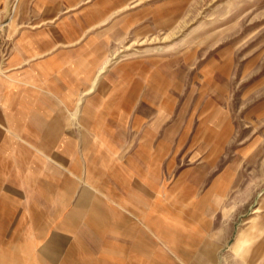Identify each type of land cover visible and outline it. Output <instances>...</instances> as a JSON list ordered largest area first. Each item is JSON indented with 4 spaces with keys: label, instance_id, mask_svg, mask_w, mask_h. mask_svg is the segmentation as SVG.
<instances>
[{
    "label": "rangeland",
    "instance_id": "374dc122",
    "mask_svg": "<svg viewBox=\"0 0 264 264\" xmlns=\"http://www.w3.org/2000/svg\"><path fill=\"white\" fill-rule=\"evenodd\" d=\"M0 14V264H264V0Z\"/></svg>",
    "mask_w": 264,
    "mask_h": 264
},
{
    "label": "built area",
    "instance_id": "2783aa9c",
    "mask_svg": "<svg viewBox=\"0 0 264 264\" xmlns=\"http://www.w3.org/2000/svg\"><path fill=\"white\" fill-rule=\"evenodd\" d=\"M7 22L0 18V62H5L9 57L8 42L6 38Z\"/></svg>",
    "mask_w": 264,
    "mask_h": 264
},
{
    "label": "crops",
    "instance_id": "0c3cea01",
    "mask_svg": "<svg viewBox=\"0 0 264 264\" xmlns=\"http://www.w3.org/2000/svg\"><path fill=\"white\" fill-rule=\"evenodd\" d=\"M7 3H8V0H0V6H1V5H6ZM0 18H1L3 21H7V23H8V24H7V30H6V38H7V42H8V44H9L11 40H10V23L8 22V19H7L8 17H3V15L0 14ZM13 53H14V52H13ZM13 53H12V54H13ZM10 56H11V55H10ZM10 56H9V58H11ZM39 56H40V55H39ZM8 61H9V60H8ZM8 61H7V62H8Z\"/></svg>",
    "mask_w": 264,
    "mask_h": 264
}]
</instances>
